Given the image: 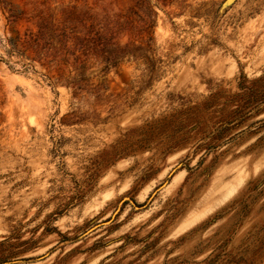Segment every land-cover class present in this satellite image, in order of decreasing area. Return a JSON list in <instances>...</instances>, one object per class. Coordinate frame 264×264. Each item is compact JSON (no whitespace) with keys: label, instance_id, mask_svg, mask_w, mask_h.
I'll use <instances>...</instances> for the list:
<instances>
[{"label":"rangeland","instance_id":"1","mask_svg":"<svg viewBox=\"0 0 264 264\" xmlns=\"http://www.w3.org/2000/svg\"><path fill=\"white\" fill-rule=\"evenodd\" d=\"M222 1L0 0V264H264V0Z\"/></svg>","mask_w":264,"mask_h":264},{"label":"water","instance_id":"2","mask_svg":"<svg viewBox=\"0 0 264 264\" xmlns=\"http://www.w3.org/2000/svg\"><path fill=\"white\" fill-rule=\"evenodd\" d=\"M236 0H223L218 9L219 14H222L227 8H229ZM122 200L121 202H123ZM104 222L103 224H105ZM100 225V224H99ZM97 225V226H99Z\"/></svg>","mask_w":264,"mask_h":264},{"label":"trees","instance_id":"3","mask_svg":"<svg viewBox=\"0 0 264 264\" xmlns=\"http://www.w3.org/2000/svg\"><path fill=\"white\" fill-rule=\"evenodd\" d=\"M12 48H14L15 46L12 44V46H11ZM0 60H2L1 58H0Z\"/></svg>","mask_w":264,"mask_h":264}]
</instances>
